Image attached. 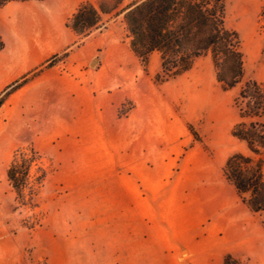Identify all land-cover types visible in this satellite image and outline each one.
<instances>
[{
  "label": "crops",
  "instance_id": "1",
  "mask_svg": "<svg viewBox=\"0 0 264 264\" xmlns=\"http://www.w3.org/2000/svg\"><path fill=\"white\" fill-rule=\"evenodd\" d=\"M81 1H9L0 7V96L43 68L8 95L0 115L16 130L35 122L52 137L99 136L94 149L111 150L105 183L114 217L106 262L224 264L231 255L241 264H264L258 214L226 178L209 173L200 148L185 150L189 118L176 103L184 99L187 105L192 82L184 76L193 68L156 83L161 54H150L146 72L130 47L123 15L74 45L79 36L66 23ZM126 103L131 108L120 116ZM21 231L0 222V264L18 263Z\"/></svg>",
  "mask_w": 264,
  "mask_h": 264
},
{
  "label": "rangeland",
  "instance_id": "2",
  "mask_svg": "<svg viewBox=\"0 0 264 264\" xmlns=\"http://www.w3.org/2000/svg\"><path fill=\"white\" fill-rule=\"evenodd\" d=\"M135 1L139 0H124L123 5ZM226 2L227 25L242 39L246 78L264 82V0ZM192 68L184 76L192 82L187 105L184 99L176 103L177 111L189 118L186 138L190 143L185 150L200 148L210 161L209 173L225 178L228 157L249 153L247 145L231 133L239 121L234 98L241 85L224 90L213 62L206 63L204 56ZM130 108L126 103L120 116ZM95 138L99 136L52 137L42 134L35 122L16 130L0 115V222L15 225L18 232L24 230L18 236L17 264H112L104 257L114 217L107 209L105 183L112 170V152L94 149ZM28 145L44 156L48 174L33 204H21L7 179V168L15 151ZM257 214L263 223L264 213Z\"/></svg>",
  "mask_w": 264,
  "mask_h": 264
},
{
  "label": "trees",
  "instance_id": "3",
  "mask_svg": "<svg viewBox=\"0 0 264 264\" xmlns=\"http://www.w3.org/2000/svg\"><path fill=\"white\" fill-rule=\"evenodd\" d=\"M9 1L27 0H0V7ZM123 2L82 1L66 23L79 36L74 45H80L93 32L106 28L110 21L123 15L130 47L146 72H149L150 54L154 51L161 54L162 69L153 76L158 84L186 73L199 57L210 56L216 79L224 90L241 85L234 98L239 121L231 133L249 151L230 155L223 174L251 211L264 213V82L246 78L242 39L237 30L227 25L226 0H139L128 5ZM3 47L0 36V50ZM53 63L51 60L46 66ZM42 69L9 85L0 96V107L10 93ZM190 129L199 140L192 125ZM44 159L32 145L15 151L7 168V179L21 204L27 201L33 204L34 196L43 185L48 174ZM224 264L239 263L226 255Z\"/></svg>",
  "mask_w": 264,
  "mask_h": 264
},
{
  "label": "built area",
  "instance_id": "4",
  "mask_svg": "<svg viewBox=\"0 0 264 264\" xmlns=\"http://www.w3.org/2000/svg\"><path fill=\"white\" fill-rule=\"evenodd\" d=\"M52 60H55V58H54V59H52Z\"/></svg>",
  "mask_w": 264,
  "mask_h": 264
}]
</instances>
